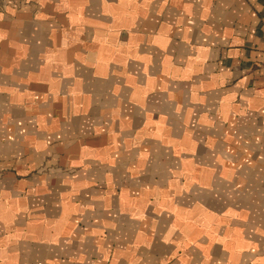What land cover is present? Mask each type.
Returning a JSON list of instances; mask_svg holds the SVG:
<instances>
[{"label": "crops", "instance_id": "crops-1", "mask_svg": "<svg viewBox=\"0 0 264 264\" xmlns=\"http://www.w3.org/2000/svg\"><path fill=\"white\" fill-rule=\"evenodd\" d=\"M0 264H264V0H0Z\"/></svg>", "mask_w": 264, "mask_h": 264}]
</instances>
